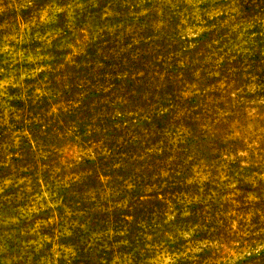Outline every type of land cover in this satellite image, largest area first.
<instances>
[{
  "label": "rangeland",
  "instance_id": "374dc122",
  "mask_svg": "<svg viewBox=\"0 0 264 264\" xmlns=\"http://www.w3.org/2000/svg\"><path fill=\"white\" fill-rule=\"evenodd\" d=\"M0 264H264V0H0Z\"/></svg>",
  "mask_w": 264,
  "mask_h": 264
}]
</instances>
